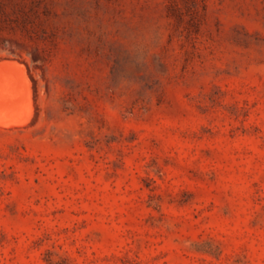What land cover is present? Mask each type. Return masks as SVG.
<instances>
[{"label": "rangeland", "instance_id": "rangeland-1", "mask_svg": "<svg viewBox=\"0 0 264 264\" xmlns=\"http://www.w3.org/2000/svg\"><path fill=\"white\" fill-rule=\"evenodd\" d=\"M3 61L0 264H264V0H0Z\"/></svg>", "mask_w": 264, "mask_h": 264}, {"label": "bare ground", "instance_id": "bare-ground-1", "mask_svg": "<svg viewBox=\"0 0 264 264\" xmlns=\"http://www.w3.org/2000/svg\"><path fill=\"white\" fill-rule=\"evenodd\" d=\"M21 71L24 72L22 64H17L14 61L0 62V108L15 106L18 95L16 92V87L20 77L19 72ZM26 122L28 121L26 120L25 123H20L21 126L23 123L26 124Z\"/></svg>", "mask_w": 264, "mask_h": 264}]
</instances>
